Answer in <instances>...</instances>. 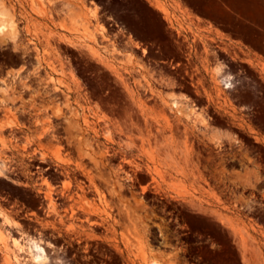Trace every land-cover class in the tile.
Returning a JSON list of instances; mask_svg holds the SVG:
<instances>
[{"label": "rangeland", "instance_id": "1", "mask_svg": "<svg viewBox=\"0 0 264 264\" xmlns=\"http://www.w3.org/2000/svg\"><path fill=\"white\" fill-rule=\"evenodd\" d=\"M0 3V264H264V0Z\"/></svg>", "mask_w": 264, "mask_h": 264}, {"label": "bare ground", "instance_id": "2", "mask_svg": "<svg viewBox=\"0 0 264 264\" xmlns=\"http://www.w3.org/2000/svg\"><path fill=\"white\" fill-rule=\"evenodd\" d=\"M93 9V8H92ZM13 19V18H12ZM9 16V12H7V10L1 6V3H0V35H4V34H11L13 35L14 34V23L12 22V20ZM12 20V21H11ZM17 36V35H16ZM90 36V35H89ZM23 65H21L22 67ZM24 67V66H23ZM20 68V67H19ZM37 69H39V66L37 67ZM18 70V69H17ZM20 70V69H19ZM18 70V71H19ZM17 71V72H18ZM22 71V70H21ZM16 72V73H17ZM17 74H20V72H18ZM17 77V76H16ZM35 77V76H34ZM29 78V77H28ZM220 78V82L223 83V85L225 86H228V79H227V76L225 75H220L219 76ZM6 82V81H5ZM8 84V83H7ZM2 86H4L2 84ZM6 87V85H5ZM9 87V86H8ZM1 88V87H0ZM2 91V89H1ZM4 103V102H3ZM5 104V103H4ZM6 105V104H5ZM173 105H175V102H173ZM2 160V159H1ZM5 163L4 162H0V173H5L6 172V164L4 165ZM5 177V176H4ZM69 182H65L64 181V185H67ZM45 185V184H44ZM46 187V186H45ZM50 208V206H49ZM9 220V219H8ZM35 237V238H34ZM41 237V236H40ZM20 238V237H18ZM23 242L24 240V245L25 246V249L27 248L28 250V253L30 254L31 256V259L37 263H43L45 261V253H44V249H42L41 247V242L43 240L37 238L36 236H22V238H20ZM12 240V239H11ZM20 240H17V239H13L11 242L13 243L14 246L18 247L20 249L21 245L18 244ZM151 264H161L160 262L158 261H152Z\"/></svg>", "mask_w": 264, "mask_h": 264}, {"label": "crops", "instance_id": "3", "mask_svg": "<svg viewBox=\"0 0 264 264\" xmlns=\"http://www.w3.org/2000/svg\"><path fill=\"white\" fill-rule=\"evenodd\" d=\"M66 2H71L73 4L79 5L81 4V0H63ZM6 104H4V103ZM19 97L5 95L4 93L0 92V118L3 117V123H0V130L1 131H9L11 126L7 123L10 117H14L20 110L19 105ZM15 113V114H14Z\"/></svg>", "mask_w": 264, "mask_h": 264}]
</instances>
